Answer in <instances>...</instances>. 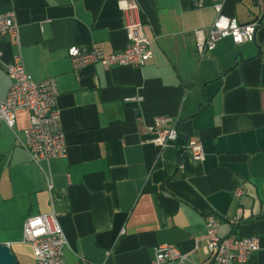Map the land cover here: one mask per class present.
<instances>
[{"label":"crops","instance_id":"obj_1","mask_svg":"<svg viewBox=\"0 0 264 264\" xmlns=\"http://www.w3.org/2000/svg\"><path fill=\"white\" fill-rule=\"evenodd\" d=\"M124 1L0 0V12L15 10L19 32L18 49L0 38V99L10 82L5 65L19 52L33 80L54 79L66 145L65 157L33 162L15 135L27 114L13 129L0 121V243L15 264H35L22 226L53 203L66 264H151L159 244L208 264L204 217L214 213L219 235L258 240L237 264H264V15L253 0H129L152 56L141 67L73 68L70 45L110 52L127 44ZM214 3L258 26L253 41L224 37L201 57L194 30L212 23ZM158 116L178 131L163 147L148 130ZM192 134L202 140L201 161L184 149Z\"/></svg>","mask_w":264,"mask_h":264},{"label":"built area","instance_id":"obj_2","mask_svg":"<svg viewBox=\"0 0 264 264\" xmlns=\"http://www.w3.org/2000/svg\"><path fill=\"white\" fill-rule=\"evenodd\" d=\"M204 0H194V5L201 6ZM259 10V18L264 15V0H253ZM216 12L212 23L207 27L194 30L195 48L199 56L211 52L216 43L229 37L235 44L250 42L254 39L258 20L239 23L235 17L221 11V3H214ZM137 6L133 1H124L121 10L125 16V33L127 44L119 50L105 52L102 47L92 45H70L67 56L73 68L85 65L100 64L103 68L130 65L141 67L151 56V41L142 29V23L135 14ZM8 37L10 42L19 48L18 23L14 9L0 12V38ZM9 85L4 97L0 99V121L13 129L18 113L27 114L28 124L16 138L36 163L65 157L66 145L64 133L60 125V110L56 104L57 88L52 77L36 81L25 71L22 57L17 52L12 61L5 65ZM127 100H134L130 97ZM150 141L159 147L174 140L178 136L176 122L168 116L156 117L148 127ZM184 149L193 161L204 158L202 140L198 135L186 137ZM179 167L182 164L179 162ZM48 180L47 188L52 190ZM238 187L235 195L242 194ZM45 213L29 215L22 226V242L29 243L35 264H66L63 256L67 245L66 237L59 225L57 214L52 208ZM240 214L230 219L233 227L238 223ZM220 218L214 213L204 217L205 252L208 264H237L245 262L250 254L259 247L256 237L237 236L233 231L227 235H219ZM84 260V259H82ZM151 264H189L184 253L173 244H159L154 249Z\"/></svg>","mask_w":264,"mask_h":264},{"label":"water","instance_id":"obj_3","mask_svg":"<svg viewBox=\"0 0 264 264\" xmlns=\"http://www.w3.org/2000/svg\"><path fill=\"white\" fill-rule=\"evenodd\" d=\"M16 260L8 245L0 243V264H15Z\"/></svg>","mask_w":264,"mask_h":264}]
</instances>
